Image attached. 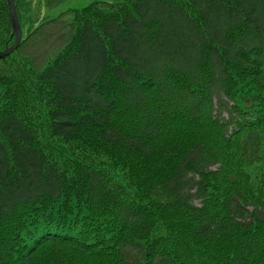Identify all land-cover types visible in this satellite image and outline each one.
Here are the masks:
<instances>
[{
    "label": "trees",
    "instance_id": "1",
    "mask_svg": "<svg viewBox=\"0 0 264 264\" xmlns=\"http://www.w3.org/2000/svg\"><path fill=\"white\" fill-rule=\"evenodd\" d=\"M29 1L0 58V264H264V0L96 1L40 68L20 49L56 18Z\"/></svg>",
    "mask_w": 264,
    "mask_h": 264
},
{
    "label": "rangeland",
    "instance_id": "2",
    "mask_svg": "<svg viewBox=\"0 0 264 264\" xmlns=\"http://www.w3.org/2000/svg\"><path fill=\"white\" fill-rule=\"evenodd\" d=\"M96 1L114 0H30L29 15L40 14V23L54 18L56 22L41 26L20 49L21 56L28 58L36 68L43 67L70 37L71 10Z\"/></svg>",
    "mask_w": 264,
    "mask_h": 264
},
{
    "label": "water",
    "instance_id": "3",
    "mask_svg": "<svg viewBox=\"0 0 264 264\" xmlns=\"http://www.w3.org/2000/svg\"><path fill=\"white\" fill-rule=\"evenodd\" d=\"M9 7L10 20L12 24L13 34L15 35V40L12 45H6L3 50H0V58H4L7 55L14 52L21 44L23 31L18 19L15 0H7Z\"/></svg>",
    "mask_w": 264,
    "mask_h": 264
}]
</instances>
